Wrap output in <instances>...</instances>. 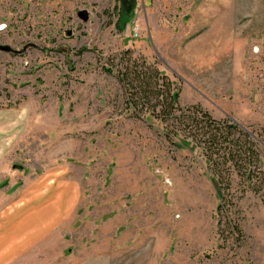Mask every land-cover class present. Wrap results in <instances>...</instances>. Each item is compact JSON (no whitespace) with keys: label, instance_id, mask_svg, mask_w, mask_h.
Listing matches in <instances>:
<instances>
[{"label":"rangeland","instance_id":"1","mask_svg":"<svg viewBox=\"0 0 264 264\" xmlns=\"http://www.w3.org/2000/svg\"><path fill=\"white\" fill-rule=\"evenodd\" d=\"M122 11L0 0V220L47 221L14 264H264V186L219 213L184 116L137 114L119 79L126 65L158 69L178 90L176 117L198 105L238 124L264 171V0H135L120 29Z\"/></svg>","mask_w":264,"mask_h":264},{"label":"trees","instance_id":"2","mask_svg":"<svg viewBox=\"0 0 264 264\" xmlns=\"http://www.w3.org/2000/svg\"><path fill=\"white\" fill-rule=\"evenodd\" d=\"M134 3L135 0L133 8ZM132 15V12L128 13L123 9L120 29L132 21ZM147 69L150 73L138 71L129 65L119 70V79L125 87L126 106L133 108L137 114L140 111L148 112V117L156 119L163 126L169 120L175 121L184 116L182 121L185 132L192 138L196 147L201 146L209 162L212 177L218 184V197L221 201L219 213H222L224 208L228 212L232 202L239 199L240 195H244L245 190L259 188H255L256 182L260 181L259 184L264 186V171L259 165L260 141H256L252 134L241 129L238 124L215 120L198 105L186 109L185 114L182 110L176 117L175 112L179 110V93L174 88L175 83L167 80L158 69L152 66ZM200 116L203 118L202 121ZM179 130L182 128L177 126L170 132ZM234 178L241 179L246 187L238 192L233 191L231 181ZM238 236L239 238L242 236L239 227Z\"/></svg>","mask_w":264,"mask_h":264},{"label":"crops","instance_id":"3","mask_svg":"<svg viewBox=\"0 0 264 264\" xmlns=\"http://www.w3.org/2000/svg\"><path fill=\"white\" fill-rule=\"evenodd\" d=\"M45 222L41 213H5L0 220V264H14L32 249L36 243L28 239L40 234Z\"/></svg>","mask_w":264,"mask_h":264},{"label":"water","instance_id":"4","mask_svg":"<svg viewBox=\"0 0 264 264\" xmlns=\"http://www.w3.org/2000/svg\"><path fill=\"white\" fill-rule=\"evenodd\" d=\"M123 4V9L127 11L128 13H131V11L134 9L133 8V2L134 0H121ZM79 17L84 21L87 22L89 20V13L86 10L80 11L79 12ZM69 35H71V32H68ZM0 50L3 51H9V47H0Z\"/></svg>","mask_w":264,"mask_h":264},{"label":"flooded vegetation","instance_id":"5","mask_svg":"<svg viewBox=\"0 0 264 264\" xmlns=\"http://www.w3.org/2000/svg\"><path fill=\"white\" fill-rule=\"evenodd\" d=\"M120 2H121V6H122V8H123V4H122V1L120 0Z\"/></svg>","mask_w":264,"mask_h":264}]
</instances>
